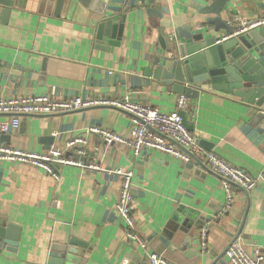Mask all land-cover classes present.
I'll return each mask as SVG.
<instances>
[{
  "label": "crops",
  "instance_id": "obj_1",
  "mask_svg": "<svg viewBox=\"0 0 264 264\" xmlns=\"http://www.w3.org/2000/svg\"><path fill=\"white\" fill-rule=\"evenodd\" d=\"M127 1L87 0L63 6L57 15L56 0H16L6 21L0 14V99L129 97L162 113L175 111L181 95L155 80L153 72L162 64L163 44L179 41V30L219 35L206 23L213 16L201 13L214 0H133L129 9ZM114 14L126 17L119 46L110 47V37L97 44L99 23ZM221 17L236 33L242 23L264 20V0H231ZM193 87L200 93L187 98L191 133L211 145L201 146L205 151L253 177L254 190L234 186L233 204L224 212L223 181L203 158L185 165L156 151L135 157L123 145L106 149L99 137L87 135V155L67 156L102 171L65 166L54 178L29 165L0 163V220L19 230L15 251L0 247V264H45L51 252L71 243L85 246L77 248L79 264H144L145 253L128 241L116 209L121 179L108 172L114 169L134 172L136 227L149 253L172 264H231L226 251L239 242L248 252L264 254V107L210 86ZM130 127L125 112L93 107L23 116L19 130L0 143L45 153L92 128L128 136ZM205 227L209 239L203 252Z\"/></svg>",
  "mask_w": 264,
  "mask_h": 264
},
{
  "label": "built area",
  "instance_id": "obj_2",
  "mask_svg": "<svg viewBox=\"0 0 264 264\" xmlns=\"http://www.w3.org/2000/svg\"><path fill=\"white\" fill-rule=\"evenodd\" d=\"M264 26V20L242 23L241 29L226 36L222 41L237 37ZM93 107H112L125 112L131 117V127L128 136H122L106 129L92 128L84 134L75 135L62 148L53 147L45 153L26 152L14 149L0 143V163L29 165L46 174L58 178L60 170L65 166L87 167L90 170L102 171L97 164L85 166L67 156L69 152H76L80 156L87 155L89 141L87 135L99 137L104 148L123 145L135 157H140L146 151H156L169 155L185 165L192 164L196 159L203 158L206 165L223 181L227 193V203L224 212H228L234 201L233 187L249 192L257 186V181L242 169L228 164L213 152L205 151L199 144L197 137L184 125L182 114L188 110V100L180 96L176 110L162 113L158 108L146 106L129 97L114 98H57L49 94L38 96H22L0 99V132L9 134L20 128L23 116H52L58 113H69L87 110ZM109 173L121 179V188L116 205L117 212L126 228L128 241L139 247L145 253L144 264H172L164 257L148 252L147 242L138 234L134 216V172L131 170L114 169ZM201 250L208 251L209 230L201 231ZM231 264H264V254L255 250L248 252L243 245L235 242L226 251Z\"/></svg>",
  "mask_w": 264,
  "mask_h": 264
},
{
  "label": "water",
  "instance_id": "obj_3",
  "mask_svg": "<svg viewBox=\"0 0 264 264\" xmlns=\"http://www.w3.org/2000/svg\"><path fill=\"white\" fill-rule=\"evenodd\" d=\"M127 1L128 9L131 2ZM144 4V0H137ZM154 2V0H149ZM231 0H214L201 13L209 17L207 25L215 26V33L208 37L200 32L193 33L192 29L179 30L178 38L170 41V46L163 44L164 57L162 64L153 72V78L163 82L172 91L184 95L188 99H197L200 89L193 86H210L213 90L223 92L243 100L244 103L257 109L264 107V26L253 29L246 34L222 41L224 37L234 34V26L222 20L221 14ZM54 2V0H49ZM77 2L86 4L87 0H56V14L60 15L63 6L74 7ZM16 0H0V14L6 21ZM154 12V11H149ZM104 16V14H103ZM126 17H104L96 31V42L99 45L108 43L110 47L119 46L123 37V24ZM171 53L168 55V51ZM147 76L149 71L146 73ZM149 77V76H148ZM185 127L186 114H182ZM8 137L0 132V139ZM200 146L210 148L207 141H199ZM181 210V209H180ZM19 230L13 225L0 220V247L15 251L18 248ZM79 246L71 243L50 253L45 264H79L82 253Z\"/></svg>",
  "mask_w": 264,
  "mask_h": 264
}]
</instances>
